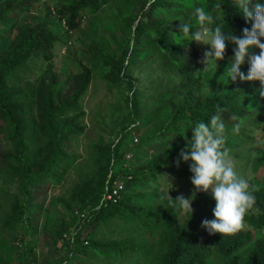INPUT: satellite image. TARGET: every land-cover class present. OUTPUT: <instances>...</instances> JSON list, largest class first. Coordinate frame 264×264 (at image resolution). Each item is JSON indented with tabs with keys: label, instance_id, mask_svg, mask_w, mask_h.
Returning a JSON list of instances; mask_svg holds the SVG:
<instances>
[{
	"label": "rangeland",
	"instance_id": "1",
	"mask_svg": "<svg viewBox=\"0 0 264 264\" xmlns=\"http://www.w3.org/2000/svg\"><path fill=\"white\" fill-rule=\"evenodd\" d=\"M8 1L0 0V9ZM19 1L13 0L11 3L15 5ZM74 1L76 0H25L19 10L7 14L0 24V53L10 47L26 25H44L59 37L49 56L33 54L22 67L10 72L7 78L9 85H22L23 89L28 90L31 85L38 84L45 71L53 65L59 77L58 86L62 92H66L71 78L82 72L83 65L93 69L90 87L80 100L77 111L71 114L79 115V123L84 130L75 134L70 142L63 144L64 151L78 157L71 160L60 159V166L64 169L58 178L50 177L45 184L33 179L34 172L42 167L29 165V147L16 145L13 127L9 125L8 119L0 117V264H152L161 232L158 221L156 232H146L139 239L145 246L144 250L128 253L124 259L119 256L107 258L100 251H95L94 254L71 253V247L81 236L82 223L89 225H85L83 231L94 232L96 229L95 223L89 221L96 213L95 207L81 211L85 206L78 199H71L76 190V183L82 175L81 170L85 172L90 168L88 158L91 147L111 144L112 148L117 146L118 152L110 164L109 174L113 172L118 179L126 180L127 184L130 176L127 174L152 159L155 152L149 148L140 149L138 145L152 127H144L142 119L137 121V112L146 117L154 110H163L168 105H172L168 110L172 111L173 102L178 95L187 94L191 98L193 93L197 96L200 92V96L204 98L211 93L225 92L228 87L226 70L231 62L230 57L226 56L218 61L215 70L204 69L205 65L201 61L209 46L198 45L194 41L184 57L185 68L179 69L167 61L166 52L160 42L152 37L146 46L145 58L134 67L126 68L128 77L124 76V80L118 83H108L98 76V71H102L104 66L92 53L98 47L119 58L128 43L127 36L124 35L126 33L130 34L132 47L138 22L136 16L146 0H101L89 9H83L79 15L80 25L69 29L66 21L60 19L58 12L63 6ZM173 2L176 3L175 0ZM183 9L182 14L171 11L165 16L174 21L176 28L180 27L181 23L178 18L182 21L187 18L186 12H191L192 17H195V10L187 9L186 6ZM120 12L125 13L128 20L123 27ZM140 15L142 17L141 13ZM155 18L157 19V16ZM142 19L145 21L147 16L143 15ZM168 24L171 26V23ZM193 29H190V32ZM246 68L247 64L242 65L241 71ZM194 76L199 78L198 86L193 80ZM137 88H140L141 92L136 98V104L134 96ZM160 94H172L174 98L167 105L165 103L162 106H154L155 96ZM244 101V97L238 100L239 103ZM26 105V121L39 124L36 100L33 99ZM65 117H59L57 123ZM245 128L247 131L242 145L231 153L233 163L236 170L246 179H262L263 174L255 170L254 166L264 156V121L252 123L250 126L247 124ZM44 129L40 126L28 130L27 138L31 141L32 157L39 148L47 147L50 142V134L43 132ZM2 164L5 166L2 167ZM172 171L173 165L170 169H165L163 181L158 184L150 183L144 186L142 182L132 181L126 194L145 198L159 192L167 197H191L194 191L191 178L184 179ZM6 191L7 198L4 196ZM17 201L22 203L21 217L13 212V204ZM83 213H87V219H90L83 221ZM253 213L254 211L249 215ZM73 215L78 218L77 225L68 228L65 233L67 235L64 234L61 238L59 231L62 222L71 220ZM249 229L245 223L243 230ZM74 232L78 234L75 241H72ZM114 234L121 236V229H117ZM258 238H264V231H254V239ZM252 248L249 243L241 250L243 263L248 259ZM212 260L214 264H228L227 259L215 257Z\"/></svg>",
	"mask_w": 264,
	"mask_h": 264
},
{
	"label": "trees",
	"instance_id": "2",
	"mask_svg": "<svg viewBox=\"0 0 264 264\" xmlns=\"http://www.w3.org/2000/svg\"><path fill=\"white\" fill-rule=\"evenodd\" d=\"M9 0L0 9V24L10 12L19 10L25 0H20L15 5ZM101 0H76L70 5L63 6L58 15L61 20H65L68 28H77L80 25V12L90 8ZM146 0L145 4L137 14L136 37L132 47L130 34L127 36V46L119 58L111 55V52L104 51L98 47L94 49L93 56L103 63L102 71H98V76L108 83H118L127 76L126 68L134 67L145 58L146 46L150 38L155 37L160 42L166 52L167 61L177 66L185 68L184 57L189 47L194 41L188 43L181 37L180 27L176 28L174 21L165 16L171 12L182 14L184 6L187 9L195 10L203 7L206 11H211L216 3H222V13L218 22L223 25L226 32H231L236 36L242 35L244 28H251V22L239 15L233 7V0ZM256 0H253V5ZM264 2V0H261ZM142 14V17L140 15ZM158 13H161L159 16ZM185 21L196 25L195 17L191 12H186ZM143 15L147 19L143 21ZM157 16V19L155 18ZM140 17V18H139ZM190 19V20H189ZM120 22L122 27L128 22L125 13L120 12ZM171 23V26L168 24ZM195 29H193L194 31ZM175 40H173V37ZM129 37V38H128ZM59 37L44 25L30 27L26 25L22 33L18 34L10 47L0 53V117H5L9 125L13 127V135L17 141V146H24L30 149V138L28 130L30 128L43 127V132L50 134V142L47 147L39 148L34 157L31 153L27 154V160L32 167L40 166L34 174L37 182L45 184L50 177L58 178L63 166H60V159L71 160L78 156H72L64 151V142H70L75 134L83 132L84 127L79 123V115H71L77 111L80 100L84 96L93 77V69L83 65V70L71 78L68 90L62 92L59 85V77L53 65L46 71L42 79L36 85H31L30 89H23L22 85H9L7 78L10 72L22 67L26 60L33 54H43L49 56L52 47L57 43ZM233 45L229 44L226 49L225 57H232ZM258 49L256 52L258 53ZM52 62V60H51ZM247 74V68L244 71ZM199 85V78L193 77ZM227 90L222 93H211L202 98L200 92L197 96L190 98L187 94L174 100L172 111H168L172 105L165 106L163 110H154L146 117L136 114L137 121L142 119V125L151 126V131L139 141L140 149H153L154 156L145 164L129 172L132 177L127 181L123 195L116 203L110 202L103 205L95 214L91 216L90 223L96 225L95 231H89L87 238L89 243L84 245L81 236L71 247V253L94 254L100 251L107 258L119 256L125 258L128 253L143 251L145 246L141 244L140 237L146 233H154L158 229L157 221L161 227V232L157 241L154 262L152 264H214L213 258L227 259L228 264H264V238L254 239V231H264V156L257 161L254 169L261 171L262 179L253 177L249 180L250 185L258 188L254 194L256 196L257 211L246 216L245 223L250 227L249 230H240L234 235L223 236L220 233L210 235L201 223L204 219H213V208L215 201L211 194L206 192L196 193L193 200V215L185 216L170 200H175L179 196H165L159 192L148 195L145 198L126 194L128 185L132 181L142 182L144 186L150 183H161L163 181V171L170 169L173 165V174L184 179H190L192 173L188 163L181 161L179 167L176 160L179 152L186 148L187 140L191 139V127L197 122H208L210 117L219 110L222 118L229 130L226 146L231 153L240 145L245 138L248 124L264 121V97L259 95L260 81H239L227 80ZM20 84V83H19ZM141 92L137 88L134 103ZM194 96V97H193ZM245 98L244 102L238 100ZM174 96L163 95L155 96V105H166L172 101ZM36 100L39 115V124H35L27 119V103ZM25 115V118H24ZM57 123V120L62 118ZM240 126V132L233 135L232 127ZM39 129V128H38ZM40 130V129H39ZM174 139L171 142V138ZM120 142V141H119ZM28 144L30 146H28ZM109 145H94L89 151L90 168L83 172L79 181L76 183V190L71 199H78L85 207L81 211L89 210L100 204L105 182L109 174L110 164L113 157H117L118 148ZM5 164H2L4 167ZM261 174V175H262ZM4 196L7 198L8 193ZM6 200V199H4ZM157 209V210H156ZM79 210V211H80ZM13 212L20 217L23 216L22 203L13 204ZM11 223V221H8ZM78 218L73 215L69 221H63L59 235L62 238L66 230L72 225H77ZM86 223H82L85 226ZM117 229H121V236L114 234ZM69 230V229H68ZM253 246L248 259L243 263L241 250L246 244Z\"/></svg>",
	"mask_w": 264,
	"mask_h": 264
},
{
	"label": "clouds",
	"instance_id": "3",
	"mask_svg": "<svg viewBox=\"0 0 264 264\" xmlns=\"http://www.w3.org/2000/svg\"><path fill=\"white\" fill-rule=\"evenodd\" d=\"M233 0L236 13L245 22H251V28H244L242 35L236 36L226 32L218 22L222 13V3H216L211 11L203 7L195 9L196 25L179 20L181 37L188 43L195 41L198 45L209 46L201 61L205 68L216 69L218 61L223 60L229 44L233 45V55L226 70L228 80L260 81L259 95L264 97V2L256 0ZM195 29L190 32V29ZM259 50L258 53L256 50ZM247 64V74L241 71V66ZM191 139L187 140L186 148L179 152L176 166L181 161L188 163L192 173L191 183L194 186L193 195L185 198L183 195L171 199L185 216L192 217L194 194L210 192L215 201L213 219H204L201 227L210 235L220 233L223 236L234 235L243 229L245 218L251 212L257 211L255 192L258 188L250 185L249 180L242 176L233 163L230 150L226 146L229 130L218 110L208 122H197L191 127ZM240 132V126L231 129L233 135ZM175 136L171 138V142Z\"/></svg>",
	"mask_w": 264,
	"mask_h": 264
},
{
	"label": "built area",
	"instance_id": "4",
	"mask_svg": "<svg viewBox=\"0 0 264 264\" xmlns=\"http://www.w3.org/2000/svg\"><path fill=\"white\" fill-rule=\"evenodd\" d=\"M128 178L131 179L132 177L129 176ZM125 187H126V180H123L120 178L118 179L113 172L111 174H109V176L105 182V191H104V194L101 198L100 204L97 207H95L94 209L99 210L103 205H107L110 202L116 203L117 201H119L123 195ZM87 217H88L87 213L82 214L83 221H85L87 219ZM90 218H88V219H90ZM86 226H82L80 228V230L82 231L81 233L83 234L82 240L84 241L85 245H87L89 243L88 238H87V233L89 231H83ZM77 234H78V232H74V237H73L72 241H75V236ZM66 235L67 234H65V236Z\"/></svg>",
	"mask_w": 264,
	"mask_h": 264
}]
</instances>
